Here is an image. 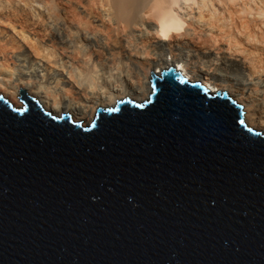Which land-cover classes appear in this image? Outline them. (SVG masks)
Instances as JSON below:
<instances>
[{
	"label": "water",
	"instance_id": "95a60500",
	"mask_svg": "<svg viewBox=\"0 0 264 264\" xmlns=\"http://www.w3.org/2000/svg\"><path fill=\"white\" fill-rule=\"evenodd\" d=\"M83 127L0 96V264H264V133L173 68Z\"/></svg>",
	"mask_w": 264,
	"mask_h": 264
},
{
	"label": "bare ground",
	"instance_id": "6f19581e",
	"mask_svg": "<svg viewBox=\"0 0 264 264\" xmlns=\"http://www.w3.org/2000/svg\"><path fill=\"white\" fill-rule=\"evenodd\" d=\"M170 68L264 133V0H0V96L14 108L22 91L87 127L147 101L151 73Z\"/></svg>",
	"mask_w": 264,
	"mask_h": 264
},
{
	"label": "rangeland",
	"instance_id": "374dc122",
	"mask_svg": "<svg viewBox=\"0 0 264 264\" xmlns=\"http://www.w3.org/2000/svg\"><path fill=\"white\" fill-rule=\"evenodd\" d=\"M184 41H188L187 39H185ZM190 41V40H189ZM188 41V42H189ZM168 44V45H167ZM170 43L169 42H166L165 43V45H166V48L168 49L169 47H171L173 44H175L176 45V43H171V46L169 45ZM189 45L191 46V48H193V49H198V47H199V44H196V43H194V42H189ZM169 46V47H168ZM199 50H200V48H199ZM258 132V131H257ZM260 132V131H259Z\"/></svg>",
	"mask_w": 264,
	"mask_h": 264
}]
</instances>
